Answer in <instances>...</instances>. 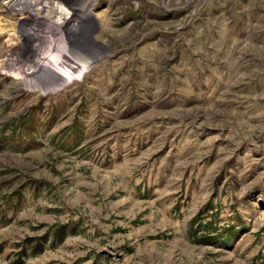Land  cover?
I'll return each instance as SVG.
<instances>
[{
    "label": "rangeland",
    "instance_id": "1",
    "mask_svg": "<svg viewBox=\"0 0 264 264\" xmlns=\"http://www.w3.org/2000/svg\"><path fill=\"white\" fill-rule=\"evenodd\" d=\"M86 4L0 10V264H264V0Z\"/></svg>",
    "mask_w": 264,
    "mask_h": 264
},
{
    "label": "bare ground",
    "instance_id": "2",
    "mask_svg": "<svg viewBox=\"0 0 264 264\" xmlns=\"http://www.w3.org/2000/svg\"><path fill=\"white\" fill-rule=\"evenodd\" d=\"M86 2L87 0H83V2H81L82 4L77 6L75 1L73 0H0V10L8 14H12L15 17V19H17L20 22V25L24 29L25 27L27 28V24L29 26L33 25V22L36 18L32 17L31 10H35V11H38L37 13H39L40 16L53 18V22L61 26L60 33L67 32V33L74 34L77 32L78 29L82 28L83 24H85L86 22V18L91 16V14L93 13L92 6H90L89 4H86ZM25 33L23 35H25ZM25 37L27 38V35ZM64 56L67 57L68 59L73 60V58H71L70 53L68 52L64 54ZM47 57L44 55L36 56V59L34 58L36 61L35 62L33 61V63L29 67H27V70L28 72L30 71L29 74L32 75V78L33 77L36 78L35 74H37L38 70L53 69L52 68L53 66H54V70L57 71L58 74L60 75L67 72V69H66L68 67L67 65L63 66V65H60L59 63V66H55L53 65V63L50 62L51 59ZM51 57H54V56L51 55ZM20 61L21 60L18 59V61L15 63L10 62L11 64L7 65V67H15L16 65L19 64ZM60 67L61 68L63 67L64 71H61L59 69ZM87 67H88V64L82 65V64H79V63L77 64L74 62V68H80L84 70V68H87ZM10 74L12 76H16L20 78L22 75L25 74V72H20V71L15 70L13 73H10Z\"/></svg>",
    "mask_w": 264,
    "mask_h": 264
}]
</instances>
